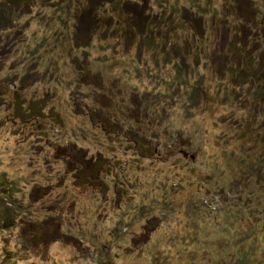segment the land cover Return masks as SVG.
Returning a JSON list of instances; mask_svg holds the SVG:
<instances>
[{"label": "rangeland", "instance_id": "rangeland-1", "mask_svg": "<svg viewBox=\"0 0 264 264\" xmlns=\"http://www.w3.org/2000/svg\"><path fill=\"white\" fill-rule=\"evenodd\" d=\"M0 264H264V0H0Z\"/></svg>", "mask_w": 264, "mask_h": 264}]
</instances>
